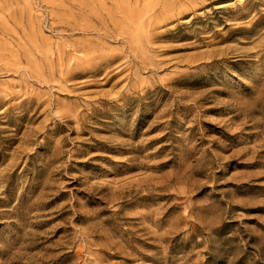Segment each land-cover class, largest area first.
<instances>
[{
  "label": "rangeland",
  "instance_id": "obj_1",
  "mask_svg": "<svg viewBox=\"0 0 264 264\" xmlns=\"http://www.w3.org/2000/svg\"><path fill=\"white\" fill-rule=\"evenodd\" d=\"M0 264H264V0H0Z\"/></svg>",
  "mask_w": 264,
  "mask_h": 264
}]
</instances>
